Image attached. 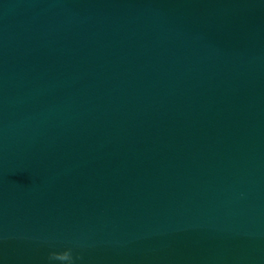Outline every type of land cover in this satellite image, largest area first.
<instances>
[{
  "label": "water",
  "instance_id": "water-1",
  "mask_svg": "<svg viewBox=\"0 0 264 264\" xmlns=\"http://www.w3.org/2000/svg\"><path fill=\"white\" fill-rule=\"evenodd\" d=\"M0 264H264V0H0Z\"/></svg>",
  "mask_w": 264,
  "mask_h": 264
}]
</instances>
